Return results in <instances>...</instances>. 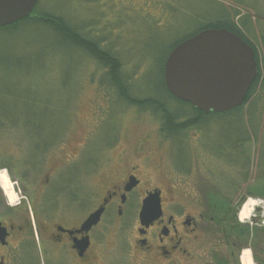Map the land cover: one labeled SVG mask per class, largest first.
Instances as JSON below:
<instances>
[{
  "label": "flooded vegetation",
  "instance_id": "1",
  "mask_svg": "<svg viewBox=\"0 0 264 264\" xmlns=\"http://www.w3.org/2000/svg\"><path fill=\"white\" fill-rule=\"evenodd\" d=\"M202 1L206 8H221L212 22L206 23H219L218 30L239 37L252 49L256 67L241 114L228 113L219 121L200 112L195 122L200 148L213 160L211 195L199 197L203 200L199 207L187 210V195L176 185L175 178L167 179V189L150 183L141 161L146 150L140 148L128 153L114 151L110 144L91 155L88 145H75L62 165L54 167L49 165L59 148L58 134L43 129L8 130L28 134L29 141L24 139L28 149L18 160L0 158L5 161L0 170L5 169L15 195L10 202L0 185V264H94L92 260L98 256L92 236L109 217L118 223L125 219L133 222V251L149 264H247L245 252L250 255V264H264L263 207L256 208L247 221L235 222L244 200H264V195L246 189L253 169H258L252 167L251 153L258 154L259 166L264 163L263 118L260 110L253 107L257 96L264 99V91L263 95L260 92L264 89V0ZM226 1L233 6L225 7ZM206 29L215 28L201 31ZM209 119L218 129V135L210 136L211 147L205 144L204 126ZM225 120L232 127L224 128ZM218 123L222 128L217 127ZM160 134L172 143L174 174L191 175L182 136L167 137L161 129ZM129 155L138 161L128 160ZM121 158L125 160L119 161ZM235 170L237 177L233 176ZM195 171L200 185L203 179ZM258 178L264 182V177ZM92 179L97 180L93 185ZM198 187L201 196L203 192ZM150 196L159 200V217L142 225L139 216L143 201ZM92 199L96 202L92 203ZM98 210L102 211L98 223L87 233L80 232L86 219Z\"/></svg>",
  "mask_w": 264,
  "mask_h": 264
},
{
  "label": "rangeland",
  "instance_id": "2",
  "mask_svg": "<svg viewBox=\"0 0 264 264\" xmlns=\"http://www.w3.org/2000/svg\"><path fill=\"white\" fill-rule=\"evenodd\" d=\"M224 6L231 8L233 5L226 1ZM220 9L206 8L202 0H39L32 15L49 14L78 26L81 36L98 42L102 51L119 60L120 74L130 97L158 98L169 111L180 114L178 123H182L194 114L189 107L167 96L161 85V70L171 48L201 31L206 22H212L216 11L221 12ZM109 81L107 70L95 59L81 50L66 47L45 25H30L15 32L1 31L0 158L18 160L24 154L22 151L28 149V146L25 148L28 134L8 132L19 128L58 134L59 148L49 165L54 167L62 165L75 145H88L91 155L110 144L114 151L140 148L146 150L141 161L150 183L167 189V179L175 178L176 185L187 195V210L197 209L200 201L203 202L198 198L209 197L214 187L209 180L213 160L200 148L201 140L195 135L197 128L180 134L185 140L187 165L192 173L187 176L174 174L172 143L160 134V117L149 109L127 107ZM263 91L260 90L261 95ZM253 107L260 110L264 129V99L257 96ZM211 122L207 120L204 126L207 130L205 144L210 147L213 143L210 136L218 135V129H214ZM225 124L226 129L232 127L228 122ZM217 127L222 128L220 123ZM251 157L252 167L258 166V169H253L252 181L246 189L264 195V182L258 178L264 177V163L259 166L257 153H251ZM128 158L138 161L134 155ZM1 163L5 161L0 159ZM195 169L200 174L199 179H203L199 180L200 185ZM4 171L1 169L0 174ZM233 176H238L236 170ZM96 181L92 179V185ZM197 187L203 195L200 196ZM250 199L264 203L262 198ZM95 202L92 199V203ZM244 202L246 200L241 207ZM235 222L240 224L238 218ZM133 226V222L126 219L118 223L111 217L106 218L92 236L98 256L92 262L149 264L133 251L136 239Z\"/></svg>",
  "mask_w": 264,
  "mask_h": 264
},
{
  "label": "water",
  "instance_id": "3",
  "mask_svg": "<svg viewBox=\"0 0 264 264\" xmlns=\"http://www.w3.org/2000/svg\"><path fill=\"white\" fill-rule=\"evenodd\" d=\"M39 0H0V28L28 18ZM256 77L253 51L239 37L222 29H207L177 44L163 66V81L170 95L204 115L228 112L241 106ZM258 210V209H256ZM102 211L91 214L80 232L95 226ZM156 196L143 201L142 225L159 217ZM87 239L84 240L86 244ZM82 248V242L79 243Z\"/></svg>",
  "mask_w": 264,
  "mask_h": 264
},
{
  "label": "trees",
  "instance_id": "4",
  "mask_svg": "<svg viewBox=\"0 0 264 264\" xmlns=\"http://www.w3.org/2000/svg\"><path fill=\"white\" fill-rule=\"evenodd\" d=\"M34 10L32 11V13L28 18H25L11 26L0 28V32L1 31L15 32L30 25H41V24L45 25L47 26L48 30L57 34L58 40L61 41L66 47H69L72 50H81L82 52H85L88 56L95 59L105 70H107V77L110 80L109 83H111V86H113L118 91L117 96L119 97V99H121L124 102V104L127 105V107H136L142 110L149 109L152 111V113L158 115L162 123L161 131L164 133L165 136L167 137L171 136L174 139H178L179 136H181L180 134L182 131L187 130L189 128H193L196 125L195 122L197 120V117L200 115V112L193 109L189 104L180 102L174 99L170 95L163 81V67L161 70V85L163 87V90L165 91V93L169 98H171L172 100L178 102L183 106L189 107L190 108L189 111L194 114L192 118L187 119L185 122L178 123L180 114L169 111L167 105L158 98L150 97V96L143 99L130 97L126 89V86L124 84L123 78L121 77L120 74L122 66L119 60L109 52L102 51L98 46L99 44L98 42L97 43L93 42L81 36L79 34L78 26L77 27L71 26L67 21H64L62 18L52 16L49 14H45V15L43 14L36 17V15H32ZM219 25H220L219 23L218 24L211 23L205 25L203 29L204 28L218 29L220 27ZM177 44H175L171 48V50ZM242 111H243L242 107H238L226 113H220V115L210 113L211 114L210 118L214 117L220 121L226 119L228 117V113L238 115L241 114ZM183 112L184 111H182L181 113ZM2 113L3 115H5L4 112ZM226 121L227 120L223 122L227 123Z\"/></svg>",
  "mask_w": 264,
  "mask_h": 264
},
{
  "label": "bare ground",
  "instance_id": "5",
  "mask_svg": "<svg viewBox=\"0 0 264 264\" xmlns=\"http://www.w3.org/2000/svg\"><path fill=\"white\" fill-rule=\"evenodd\" d=\"M0 185L3 188L4 192L7 194L10 202H13L15 199V195L13 193L11 183L5 173L0 174ZM260 202L261 201H258V200L254 201L250 198L247 199L239 211V214H238L239 221L240 222L247 221L254 213L255 208L263 207L264 209V203L262 202L260 203ZM244 257H245L246 263L250 264V255L248 252L244 253Z\"/></svg>",
  "mask_w": 264,
  "mask_h": 264
}]
</instances>
